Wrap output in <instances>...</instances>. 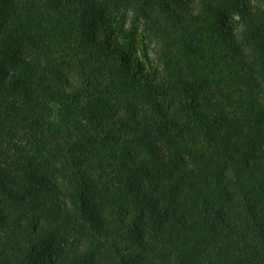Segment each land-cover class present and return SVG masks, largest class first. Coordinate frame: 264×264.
<instances>
[{
  "label": "trees",
  "instance_id": "1",
  "mask_svg": "<svg viewBox=\"0 0 264 264\" xmlns=\"http://www.w3.org/2000/svg\"><path fill=\"white\" fill-rule=\"evenodd\" d=\"M0 264H264V0H0Z\"/></svg>",
  "mask_w": 264,
  "mask_h": 264
},
{
  "label": "rangeland",
  "instance_id": "2",
  "mask_svg": "<svg viewBox=\"0 0 264 264\" xmlns=\"http://www.w3.org/2000/svg\"><path fill=\"white\" fill-rule=\"evenodd\" d=\"M129 15L131 16L130 13H129ZM130 16H129V18H130ZM136 32H137V40H138V42H143L142 45L145 44L148 47V50L150 52V57L152 59V62L154 64H156L157 63V59H156V55L154 53L155 42L151 38H149V36L146 33H142L141 27H138L137 30H136ZM137 45H139V44H137ZM136 57H138V58L141 57V50H140V48H138V50L136 51Z\"/></svg>",
  "mask_w": 264,
  "mask_h": 264
}]
</instances>
